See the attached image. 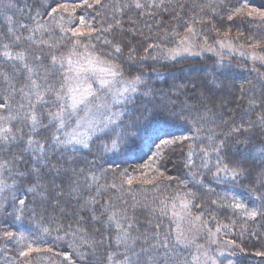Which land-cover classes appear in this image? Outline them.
Segmentation results:
<instances>
[{
    "label": "trees",
    "instance_id": "trees-1",
    "mask_svg": "<svg viewBox=\"0 0 264 264\" xmlns=\"http://www.w3.org/2000/svg\"><path fill=\"white\" fill-rule=\"evenodd\" d=\"M159 2L155 0L156 4ZM9 3L18 14L13 9L12 16L5 14V25L0 21V32H7L14 26L22 37H30L22 40L20 47L41 56L45 65L50 62V52L67 54L73 43L79 41L73 59L92 55L111 67L119 66L120 76L127 82L142 75L156 93L147 96L144 85H138L137 93L121 105L124 114L119 123L93 139L87 149L77 152L69 147L66 150L65 159L72 163L77 173L83 169L88 174L90 189L70 195L68 177H62L63 183L56 180L63 190L60 193L50 186L54 173L46 172L42 182L49 186L47 198L41 200L29 194L28 199L34 202L20 214L19 220L13 196L20 197L22 193L13 189L0 192L3 193L0 264H105L108 252L124 251L123 244L116 243L115 227H108L106 223L108 213L105 209H126L128 222L133 225L129 230L132 240L128 242L135 240L139 249L145 237L149 243L155 242L156 225L161 226V232H170L174 238L176 214L185 204L189 218L198 222L206 235L211 230L221 242L230 246V255L217 257L216 264H264V255L259 254L264 253V216L249 218L241 210L230 207L233 203H244L248 209L264 211V199H257L264 196V168L249 162L244 164L245 173L237 180L223 174L215 177L217 154L212 151L213 143L224 141L225 147L220 153L224 163L237 160L244 151L246 136L264 132L259 126L250 133L232 132L241 124L247 127L249 120L258 124L257 116L264 114V65L239 56H228V61L223 63L207 54L177 60L170 57L190 36L199 48L213 49L218 43L231 39L235 47L264 57V19L257 15L264 11V0H165L162 7H149L150 0H141L145 7L140 9L135 8L133 0H101L100 4L87 0L91 7L84 0H0V9L8 11ZM58 4H67L72 13L70 29L80 27L79 17L83 15L87 24L96 29L92 36L73 37L66 25L57 26L58 13L49 17L46 12L50 11L49 5ZM237 9H240L239 14L228 20V15ZM253 9L256 11L252 12ZM37 22L42 27L34 33L19 27L25 24L34 29ZM186 25L193 28V33L187 31ZM49 44L53 47L49 48ZM117 46L120 52L115 51ZM28 59L32 61L33 56L29 55ZM4 67L11 71L6 65ZM67 67L65 64L61 71H66ZM58 79L59 75L50 77L49 82L55 83ZM37 82L42 83L39 79ZM11 83L19 88L24 77ZM8 87L0 80V98L7 95ZM9 99L15 105L21 97L17 93L15 99ZM153 105L163 107V113H156L148 120L140 118L133 127L140 112L145 108L151 112ZM188 106H192L191 115H188ZM37 107L44 113L43 122L49 124L48 128H39L34 133L37 138H43L54 131L47 111L58 109L51 105ZM206 108L211 110L208 118L197 125L193 117L197 110L203 112ZM23 132L26 136L30 128L25 126ZM117 133H125V140L121 141L120 150H113L111 140L118 138ZM165 140L169 143L164 144ZM204 148L207 157L201 152ZM6 158L10 159V154L0 152V162ZM205 160L207 167L203 166ZM52 162L57 163L56 159ZM67 166L64 164L65 168ZM76 178L84 184L83 175ZM0 179L12 183V178L2 170ZM128 179L132 180L131 184L127 183ZM189 193L194 194V198ZM91 197H95L96 202L84 207ZM161 201H165V205ZM162 208L166 215L161 213ZM102 212L105 215L101 216ZM93 213L100 220H92ZM81 217L83 221L79 227L90 237L103 241L95 252L87 246L81 248L80 235L72 233ZM5 231L14 233L13 238L4 237ZM29 245L33 251H28ZM21 252L28 254L21 256ZM80 252L85 255L81 257ZM195 253L194 246L177 247V254L186 259L187 264H195ZM65 255L69 260L64 259Z\"/></svg>",
    "mask_w": 264,
    "mask_h": 264
},
{
    "label": "snow or ice",
    "instance_id": "snow-or-ice-1",
    "mask_svg": "<svg viewBox=\"0 0 264 264\" xmlns=\"http://www.w3.org/2000/svg\"><path fill=\"white\" fill-rule=\"evenodd\" d=\"M165 0H160L159 4L155 3V0H150L148 4L149 7H162ZM84 3L91 7L84 0ZM96 4H100L101 0H95ZM135 8H144L145 5L141 3V0H133ZM131 6V5H130ZM50 11L46 12V15L53 17L54 14L58 12L69 11L67 4H58L55 7L49 5ZM73 12L75 9L72 10ZM240 9L235 10L234 13L229 14L227 19L232 20L233 15L239 14ZM256 10L253 9L252 12ZM252 12L248 15L251 16ZM39 15V13H37ZM262 19H264V11L257 13ZM80 27H75L68 29L72 33L73 37H91L96 31L90 24H87L83 15L79 17ZM86 26V27H85ZM21 29H25L30 33L39 31L42 25L37 22L36 28L30 29L25 24H20ZM186 29L189 33H193V28L190 25H186ZM61 31H64L61 29ZM30 39V37H22L18 34L14 26H10L7 32H0V80L8 84L9 87L6 88L7 95L0 98V152H8L10 154V159H3L0 162V170L8 173L12 178V183H7V180L0 179V192H4L6 189H13L22 193L20 197L13 196L14 202L18 205L16 207V212L18 215L16 219H20L21 215L25 210H27L28 205L34 202L29 200L28 196L31 194L33 198L39 197L41 200H45L46 193L49 190V186L45 185L42 181L45 179L46 172L54 175L51 176L50 186L53 190H59L62 193L61 184H57L56 180L60 179L63 183L62 177H68L69 187L71 195L73 192H78L81 190L90 189L91 185L87 183L88 174L84 173L83 169L77 173L75 167L68 159H65L66 150L70 146L79 145L83 148H88L89 144L85 138L78 135L75 131L68 133L65 130L66 120L64 112L66 111L68 105L66 103H60L65 101L66 97L72 100V108H76L78 104H83L86 102L88 96H94L95 93L92 91V84L89 83L87 72L88 68L83 65L74 66V50L79 46V41L73 43V48L69 50L67 54L57 55L55 52H50L48 56L50 57V62L45 65L41 56L30 54L28 49L20 47L22 40ZM183 42V41H182ZM44 43V41H41ZM105 43H110L105 41ZM49 48L53 45L49 44ZM187 51L188 49H184ZM116 52H120L119 46L115 48ZM175 52V50H173ZM243 54V53H242ZM29 55L33 56L32 61H29ZM255 58V57H254ZM98 59V58H97ZM259 59L264 60V57H259ZM91 63V61H88ZM65 64L68 65L66 71H61L64 69ZM10 68L8 71L4 66ZM109 74L112 76L121 75L119 66H113L108 69ZM75 73V76L71 74ZM59 75V79L55 80V83H50V77L55 78ZM21 76L24 77V83L16 88L12 81L19 79ZM35 77V78H34ZM83 77V79H81ZM41 80L42 83H38L37 80ZM129 87L124 91L136 92L138 85H144L145 95L153 96L156 90L148 86L143 80L142 75L135 76L131 81L127 82ZM102 85H106V81H101ZM57 85H59L57 87ZM173 87H177L173 85ZM182 87V86H181ZM20 94V101L15 105L12 100L15 99V94ZM47 97V99H46ZM38 105H51L58 109L57 111H47V115L50 118L49 123L54 128V131L46 137L37 138L34 133L37 132L39 128H48L49 124H45L42 120L43 112L38 110ZM189 107L188 115L192 114V106ZM211 112L210 109H205V111L200 112L197 110V115L193 117L195 123L198 125L201 120L208 118V114ZM156 113H163V107L158 105H153L152 111L149 112L147 108L140 112L137 120L133 121V127L138 122L140 118L148 120L152 115ZM187 118V117H185ZM111 119V118H110ZM257 122L247 121V127L243 124L234 127L232 132L250 133L251 130L257 126L264 128V114L257 116ZM19 122V123H16ZM27 126L30 128V133L25 136L23 128ZM199 131V129H197ZM101 131H104L101 128ZM117 139L111 140V147L113 150H120L121 141L125 140V133H117ZM90 138V137H89ZM187 139V138H185ZM209 140H212V136H209ZM164 144H168L169 141H163ZM245 148L241 153L239 159L234 161H229L224 163L223 158L220 153L225 147L224 141H220L219 144L213 143L212 151L217 154L215 169L213 173L215 177L224 175L230 177L232 180H237L241 175L245 173L244 164L246 163H258L259 167L264 168V132L259 135L251 134L247 135L246 139L243 141ZM108 145H105L107 149ZM159 147V145L157 146ZM191 148V146H190ZM15 149L16 151H12ZM204 157L208 156L207 149H201ZM191 151L189 152V158H191ZM69 158H70V154ZM53 159H56L57 163H53ZM67 164V168L64 167ZM22 165H28L27 167H22ZM231 165V166H230ZM204 167H207V160L204 162ZM79 175L84 176V184H81L79 179H73V177H78ZM95 180V176H92ZM128 184L132 183L131 179L127 180ZM27 185V186H26ZM113 188L116 187L115 184L112 185ZM189 196L194 198V194L189 193ZM257 199H264V196L257 197ZM96 202L95 197H91L86 200L84 207H88ZM165 205V201L160 202ZM215 204L216 202L213 201ZM187 208V204L184 205ZM233 209H239L243 214L249 218H256L258 215L264 216V211H258L257 209H248L244 203H233L230 205ZM107 212V225L108 227H115L116 236L115 240L117 245L123 244L124 251L120 253L108 252L106 254L105 264H187L186 259H182L177 254V247L183 246L187 247L191 242L184 237L183 233L178 232L174 238H172L170 232H161L160 225H156V231L153 233V239L155 242L149 243L148 238L145 237L144 243L140 245L139 249L136 248L135 240H132L129 230L133 227L129 218L126 215V209H120L119 211H110L105 209ZM105 212L101 213V216L105 215ZM161 213L166 215L167 213L164 209H161ZM92 220H100L93 213ZM196 219H200L197 217ZM83 221L81 217L77 221L78 227L72 230L73 235H80L79 246L84 248L92 249L95 252V248L102 244L103 241L96 240L94 237H90L87 231L79 225ZM105 223V221H101ZM225 227H227L225 225ZM47 231V229H45ZM219 231V229H217ZM210 235L211 230H209ZM68 234L67 232L65 233ZM4 237L13 238L14 233L5 231ZM21 240L24 239L23 235L20 237ZM229 243H232L231 241ZM31 245L28 246V251H33ZM39 249H35L38 251ZM51 251V249H49ZM27 252H21V256H26ZM222 254V253H221ZM264 255V253H259ZM79 255L83 257L84 252H80ZM117 256L120 258L117 259ZM65 260H69V256L65 255ZM199 258H197L198 260ZM215 264V261H213Z\"/></svg>",
    "mask_w": 264,
    "mask_h": 264
},
{
    "label": "rangeland",
    "instance_id": "rangeland-1",
    "mask_svg": "<svg viewBox=\"0 0 264 264\" xmlns=\"http://www.w3.org/2000/svg\"><path fill=\"white\" fill-rule=\"evenodd\" d=\"M13 7L14 5L12 6V3H9L8 11L3 8L0 9V21H2L4 25L5 21H3V16H5V14L11 16L15 14L12 12V9L18 14V10ZM71 14L70 11L67 13L58 12L57 16L60 19L57 22V26L61 28L66 25V27L70 29ZM67 22H69V25ZM193 41L191 36L187 37L182 45L176 49L175 52L171 53V59L177 60L182 58L201 57L207 54L217 58L219 62L223 63L227 62L232 56H239L254 64L264 65V60L259 59V57H262L260 54L235 47L236 45L231 39L218 43L216 48L213 49L205 46H200L199 48ZM184 49L188 50L185 51ZM73 60L74 66L83 65L89 69L86 75L89 83L92 84V91L95 95L88 96L86 102L78 104L76 108H72V100L66 97L65 103L68 107L64 112L66 120V128L64 131L68 133L75 131L90 144L93 139L107 133V131L120 122L124 114V111L121 110V105L129 101L137 91L125 92L124 90L129 87L127 81H123L120 75H110L108 69L111 68V66L99 61L92 55L74 58ZM88 61H91V63ZM71 75L75 76V73ZM81 79H83V77H81ZM101 81H106L107 84L102 85ZM101 128H103L104 131H101ZM70 147L77 152L87 149L79 145ZM75 179L77 178L75 177ZM2 197L3 193H0V202L3 201ZM37 199L40 198L37 197ZM176 219V232L183 233L184 237L191 242L189 245L194 246L196 249L195 264H213V261H215L217 257L230 255L228 254L231 250L230 246L227 245V243L221 242L219 236L215 233L206 235L199 223L189 218L186 208H182L181 211L176 214ZM201 240H204V242H201ZM197 258L199 259L197 260Z\"/></svg>",
    "mask_w": 264,
    "mask_h": 264
}]
</instances>
